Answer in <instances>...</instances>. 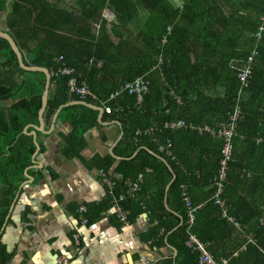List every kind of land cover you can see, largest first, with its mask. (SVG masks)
Wrapping results in <instances>:
<instances>
[{"label": "trees", "instance_id": "1", "mask_svg": "<svg viewBox=\"0 0 264 264\" xmlns=\"http://www.w3.org/2000/svg\"><path fill=\"white\" fill-rule=\"evenodd\" d=\"M11 1L6 22L25 62L45 66L52 73L45 117L80 99L70 86L71 78L80 73L113 107L105 119L117 120L124 128L115 149L116 156L124 159L118 164L111 156L94 160V166L108 177L116 164L114 173L121 178L112 179L113 193L104 205H81L88 208L85 213L78 209L81 220L88 224L100 220L103 211L122 197L130 204L125 208L127 220L134 222L148 212L155 223L148 237L163 243L161 234L169 233L177 222L165 206L172 174L161 158L146 149L127 159L146 147L167 159L177 175L168 197L170 207L184 219L170 237L180 249L177 264H201L199 251L186 245L189 231L209 242L217 258L229 257V264H264V29L258 30L264 27V0H180L179 7L170 0ZM7 2L0 0V11ZM107 9L115 14L111 31L121 38L119 44L107 35L112 24ZM146 12L148 17L142 19ZM133 25L141 29L124 35ZM254 50L248 84L243 85L239 74ZM65 66L76 72L63 73ZM142 75L150 84L142 101L128 90L111 98ZM45 84V73L22 69L9 42L0 38V234L26 181L23 173L32 166L34 138L22 132L26 125L38 123ZM87 100L104 105L103 100ZM68 109L83 132L99 126L98 109L74 104L63 113ZM178 119L216 131L234 127L233 154L221 194L217 181L224 140L197 130L166 128ZM149 128L160 129L149 136L145 134ZM80 130L73 135L78 138ZM169 141L171 150L161 151ZM133 184H139L140 191L132 195ZM186 196L198 207L192 225ZM222 201L253 235V242L236 236L237 247L224 246L225 230L234 234L235 229L221 216ZM11 255L0 240V264H8Z\"/></svg>", "mask_w": 264, "mask_h": 264}, {"label": "crops", "instance_id": "2", "mask_svg": "<svg viewBox=\"0 0 264 264\" xmlns=\"http://www.w3.org/2000/svg\"><path fill=\"white\" fill-rule=\"evenodd\" d=\"M170 1L175 7H179L181 4L180 0ZM11 4L12 1L8 0L7 8L0 11V29L7 32H9V28L6 20ZM65 5L69 4L65 3ZM146 17H148V13L146 12L145 16L142 13V19ZM106 18L108 22L112 23L109 25L107 35H110L114 44H119L121 38L111 31L116 20L115 14L107 9ZM140 29V26L133 25L124 30L123 34L132 33L135 35ZM139 77L149 81L143 75ZM80 98L82 97L80 96ZM79 100L82 99L72 100L65 104ZM94 100L105 102L100 96L99 99ZM74 104L81 103L74 102L69 105ZM61 106L55 110L51 117H45L46 107L44 125L41 126L38 112V123L28 124L23 129V135L33 136V133L36 134L33 138L35 139L34 143L38 142L39 149L35 144L36 151L32 156V166L23 173L26 181L19 187L16 197L10 205L5 225L1 230L0 240L12 253L8 264H57V255L59 254L69 256L71 264H177L180 249L170 240V237L184 224V219L179 212L167 208L169 195L166 196V193L165 206L176 216L177 222L169 233L161 234L164 236L161 244L157 243V239L148 237L150 230L155 226L148 212L138 215L134 222L122 221L119 218L118 213L127 212L125 208L130 206L129 201L122 197L116 200L117 203L112 208L103 211L100 220L89 224L81 220L78 210L80 206L104 205L109 198V193H113L112 179L121 178L120 175L114 173L116 164L122 160L119 159L121 157L116 158L115 149L124 137V128L122 123L117 120L105 119V114L113 112L114 109L104 113L99 110V126L83 132L80 130L83 127H76L73 123L74 118L69 117L70 109L63 113L67 106ZM178 120L186 124L185 127L178 130H197L199 134L206 133L222 139L218 135L201 130V128L210 127L208 125L201 126L184 119ZM35 127L38 128L37 131H35ZM25 130L28 134L24 133ZM77 130H80L77 133L78 138L73 135ZM141 149L149 150L143 147L137 150L138 153ZM161 151L164 150L161 148ZM99 156L102 158L111 156L117 160L112 174H110L111 177L105 176L103 171L94 166V160ZM28 173L31 176H28ZM227 206L226 201H222L221 216L228 221L229 227L235 229V233L225 230L228 240L224 246L230 249L237 247L236 236L239 237V241L245 237L248 241L253 242L255 240L253 235L247 234L246 229L241 226L235 216L228 212ZM192 224L190 223V225ZM76 233L79 234V238ZM190 235H194L200 240L196 234L189 231ZM205 244L208 251L217 260L226 259L229 264V257L217 258L209 248L211 244L209 242ZM245 245L241 248H245ZM217 252L221 253L218 249ZM238 253L234 252L236 256Z\"/></svg>", "mask_w": 264, "mask_h": 264}, {"label": "built area", "instance_id": "3", "mask_svg": "<svg viewBox=\"0 0 264 264\" xmlns=\"http://www.w3.org/2000/svg\"><path fill=\"white\" fill-rule=\"evenodd\" d=\"M264 19V18H263ZM264 27L261 26L260 29L258 30H263ZM258 36V34H257ZM258 38H260V36H258ZM256 53V51H252V53L250 54V56L248 57V62L247 64L244 66L242 72L239 74L241 81L243 83V85H247L248 84V77L250 74V64L252 62V58L253 55ZM63 59V57L61 58ZM63 73H67V74H73L76 72V69L72 66H65L62 69ZM79 76H73L70 80V86L73 92L77 93L78 95H80L83 99L86 98H93V99H99V95L92 89V87L90 86V84L87 82V80L82 79V75L80 73H78ZM150 89V84L148 81H146L143 77H137L134 80L126 83L122 89L117 90L115 93H113L112 97H116L122 90H128L129 93H135L136 96L138 97L139 101H142L143 96L146 92H148ZM105 108V111L107 112H111L113 110V108L110 105L105 104L102 105ZM237 119V115H234L233 117V121H236ZM186 124L183 121H175V122H171L168 123L166 125L167 129H171V130H178L179 128L185 127ZM160 129V128H149L145 131V134L152 136L154 135V133H156V131ZM201 130H205L207 132H210L213 135H218L219 137H221L224 140V146L221 150L222 152V160H221V169H220V180L217 181V184L219 186V188L221 189L218 194H221L222 190V182L226 179L227 177V170H228V162L231 160L232 158V154H233V136H234V127L231 126L230 128L228 127H224L218 131L210 128V127H204L201 128ZM141 131H138L137 134H140ZM172 148V143L171 141H169V143L167 144V146L162 147L163 150H171ZM140 191V186L139 184H133L131 186V193L134 194L135 192H139ZM136 194V193H135ZM186 202H187V206L189 208V222L192 224L194 221V214L196 211V208L194 206H192L191 204V200L189 199V197L186 196ZM222 203V202H221ZM88 211V208L86 206H81L80 207V212L81 213H85ZM80 213V214H81ZM82 215V214H81ZM127 215L128 212L125 211H121L118 213L119 218L122 221H128L127 220ZM77 238H79V234L76 233ZM251 241V240H250ZM186 245L190 248H193L195 250H198L200 252V262L201 263H207V264H227V260L224 259L222 261L217 260L207 249L206 244L202 241H200L196 236L194 235H190L189 239L186 241ZM57 264H71V258L69 256H67L66 254H59L57 255Z\"/></svg>", "mask_w": 264, "mask_h": 264}, {"label": "water", "instance_id": "4", "mask_svg": "<svg viewBox=\"0 0 264 264\" xmlns=\"http://www.w3.org/2000/svg\"><path fill=\"white\" fill-rule=\"evenodd\" d=\"M0 38H3V39H5V40H7L9 42V44H10L13 52H15V54L17 56L18 63H19V65H20V67L22 69L27 70V71H42L46 75V84H45V89H44V92H43V95H42V106H41V108L39 110V121H40L41 126H42V124L44 125V112H45V109H46V107L48 105V99H49V94H50V85H51L52 73L49 70V68H47L45 66H42V65H29V64H27L25 62V60H24L23 53L21 52V50L18 47L16 41L14 40V38L11 36V34L9 32L3 31V30L0 29ZM74 102L75 103L85 104V105H87L89 107H93L95 109H98V110L101 111V113H104L105 112V108L103 106L98 105V104L93 103V102H89L87 100H85V101H83V100L73 101V102H70L68 104L62 105L61 107H65V106H67L69 104H73ZM35 129H36L35 131L38 130L37 127H35ZM24 133L25 134H28V132L26 130L24 131ZM33 136L35 137L36 134L33 133ZM35 144L37 146V149H39V145H38V142L37 141H35ZM148 151L150 153H152L154 156H156L158 158H161L167 164V167H168L169 171L173 175V178H172L170 184L167 186V189H166V196H168L169 195V192H170V189H171V187L173 185V182L176 179V174H175V172L173 170V167L168 162L167 159L161 157L160 155H157L156 153H154V152H152L150 150H148ZM137 154H138V151L130 159L134 158ZM116 158H119V157L116 156ZM119 159H122L123 160V158H119ZM28 176H31V175L28 173ZM167 208L169 210L173 211L172 208L170 209V207H169L168 197H167Z\"/></svg>", "mask_w": 264, "mask_h": 264}, {"label": "rangeland", "instance_id": "5", "mask_svg": "<svg viewBox=\"0 0 264 264\" xmlns=\"http://www.w3.org/2000/svg\"><path fill=\"white\" fill-rule=\"evenodd\" d=\"M80 99H82V100H85V99H83V98H80ZM49 100V99H48ZM102 106V105H101Z\"/></svg>", "mask_w": 264, "mask_h": 264}]
</instances>
